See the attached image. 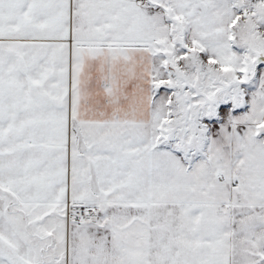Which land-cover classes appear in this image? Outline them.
Instances as JSON below:
<instances>
[{"label":"snow or ice","instance_id":"snow-or-ice-1","mask_svg":"<svg viewBox=\"0 0 264 264\" xmlns=\"http://www.w3.org/2000/svg\"><path fill=\"white\" fill-rule=\"evenodd\" d=\"M0 264H264V0H0Z\"/></svg>","mask_w":264,"mask_h":264}]
</instances>
